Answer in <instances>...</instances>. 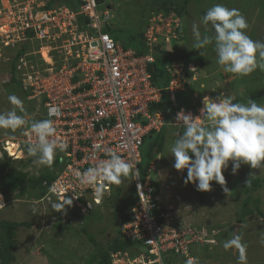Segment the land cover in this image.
Masks as SVG:
<instances>
[{"label": "built area", "instance_id": "2783aa9c", "mask_svg": "<svg viewBox=\"0 0 264 264\" xmlns=\"http://www.w3.org/2000/svg\"><path fill=\"white\" fill-rule=\"evenodd\" d=\"M50 1L6 0L4 3L0 0V43L14 46L28 40L31 35L27 32L31 31V41L40 40L47 56H58L62 61L61 65L52 64L42 71L29 66L26 59H21L18 66L23 81L33 88L34 96L47 98L44 118L54 121L53 139L67 145L60 156L63 168L57 173L50 192L60 202L66 195L71 197V207L82 214L100 205L110 195L112 183L98 182L104 187L97 194L96 185L81 183L77 174L108 159L107 153L114 151L139 170L138 175L131 173L138 198L125 211L129 220L124 223L123 231L132 240L142 241L147 252L135 259L127 253L115 254L113 263L174 264L175 260L193 257L190 248L198 242V236L190 228L170 224L169 214L157 212L160 207L154 199L151 179L148 176L143 183L140 175L144 139L165 125L164 115L151 113L149 109L150 103L159 101L163 93L152 83V75L147 70L148 64L155 61L153 54L138 55L134 49H125L104 31L112 16L109 10L103 16L98 13L100 0H77V8L58 0L47 8ZM162 15L154 21L162 23ZM176 20L175 25L169 23L167 35L150 26L145 37L152 48L159 35L165 36L166 41L177 38L179 21ZM167 68L174 76L166 89L174 96L185 89V66L175 60ZM75 77L79 79L74 81ZM52 107L61 109L59 117L49 116ZM35 140L29 127L18 139L20 144L14 153L9 149V141L4 150L8 156L18 158Z\"/></svg>", "mask_w": 264, "mask_h": 264}, {"label": "rangeland", "instance_id": "374dc122", "mask_svg": "<svg viewBox=\"0 0 264 264\" xmlns=\"http://www.w3.org/2000/svg\"><path fill=\"white\" fill-rule=\"evenodd\" d=\"M2 1L6 3V0ZM170 1L180 3L181 6L188 8L184 22L177 16H165V11H162L164 15L160 16L163 18V24H160L161 27L158 28L161 34L165 33L167 35L169 23L174 22L175 25L176 19L180 24L183 23V27H189L186 31L187 34L189 32L188 39L179 40L177 43L176 49L178 52H185L187 48L193 45V22L200 25L202 36L212 37L214 35V28L211 24L205 26L201 23V12L207 11L215 4H223L228 8L238 9L247 18L249 24L246 34L254 41H264V0H194V2L192 0H105V3L98 7V13L103 16L104 12L109 10L112 18H115L112 28L119 40L131 44L134 36L144 29L147 20L152 15V9L159 7L163 2ZM0 6L2 7V5ZM109 6L111 9H108ZM159 37L162 38L159 42L166 44L167 49L170 51L176 52V50H173L174 42L171 44L166 43L165 36L159 35ZM3 39L6 42L5 36ZM4 46L7 45L3 43L2 46L0 44V112L11 110L14 107L9 102L8 97L15 95L22 101L21 107L23 108L22 112L20 108H17V113L23 115L29 125L33 118L40 119L44 114V108L39 102L42 98L29 100V94H25L23 87L21 88L10 81L8 69L11 61L10 57L7 56V52L3 49ZM190 50H192V47ZM46 52L43 51V54H46ZM191 54L192 63L190 61L187 63L184 60L183 64L186 68L188 67L189 71L198 67H202L205 71L203 76L200 75L198 70L192 73V75L196 74L197 76L199 74V80L205 77L202 79L203 82L205 81V84H203L205 95L201 94V91L204 90L197 88L200 83H195L194 85H197L195 87L190 81L188 82L190 83L189 87L185 86V89L183 88L185 95L180 94L179 97H188V99L183 98L188 106V108H185H190L194 117L199 116L200 112L194 111L192 107L203 106L202 102L206 96L215 100H218L221 95L224 97L230 96L234 98V103H245L248 99H251L264 105V94L260 97L264 85V70L257 68L256 71L262 75L260 77L262 82L255 81V86V83L251 81L248 83L242 81L245 77H250L249 75L254 76V72L241 76L223 71L222 67L216 62L217 55L214 50V42L204 49H199V55ZM201 56L205 57L203 61L200 59ZM46 60L50 61L51 59ZM259 88L262 90H259ZM175 101H177V96ZM175 116L172 118L173 125L170 124L165 128L166 142L164 150L158 157L160 163L158 165L154 164L157 170H154L152 174V177L160 182L158 186L160 202L167 206L174 203L175 211L172 213L170 222H173V225L176 226L193 227V229H190L198 236V242L191 246L190 251L196 260V264H238V261L234 262L238 257L237 250L235 248L225 250L223 247L226 240L237 234L241 237L242 243L246 245L247 264H264V243H262V238H264V215L257 211L255 204V201L258 202L257 205L264 213V186L252 195L246 194L243 190L246 179L252 174L264 178V166L253 169L250 165L241 164L238 172L233 174L232 162L230 161L228 168L223 172L226 187L230 192L226 193L224 186L213 181L211 182V190L206 191L202 199L195 184L192 182L185 183L187 169L178 171L173 167L175 157L171 155L169 146L174 143L179 134L182 135L183 131V126L176 124ZM23 127L15 131L0 129V142L8 137L20 135ZM149 148L148 141L145 143L143 150L148 151ZM20 158L28 159L29 156L22 153ZM46 168L44 165L37 166L33 163L25 170L37 177ZM130 186L131 184L128 187ZM26 191L20 189L8 195L7 198L1 196L5 199V203L4 200L0 203L3 204V207L0 208V219L31 224L30 227L17 229V247L14 250L15 260L11 264H87L90 254L95 250L88 234L104 241L102 234H99V228L100 225H107V220L110 217H105L107 219H103L101 223H97L96 218L104 212L106 214L107 209L103 207V204L95 206L85 214L78 210L75 214H70L67 211L58 212L53 209V204L57 203L54 198L39 199L37 191L31 188H27ZM249 197L251 201L247 207L252 211L239 224L236 221L242 214L243 204ZM105 216H108V214ZM237 224L239 226L236 229ZM108 233L109 230H107ZM179 260H175V262L184 264L185 260H180L182 262Z\"/></svg>", "mask_w": 264, "mask_h": 264}, {"label": "clouds", "instance_id": "9594fccd", "mask_svg": "<svg viewBox=\"0 0 264 264\" xmlns=\"http://www.w3.org/2000/svg\"><path fill=\"white\" fill-rule=\"evenodd\" d=\"M157 14L163 13L162 11H159ZM157 14L153 12L149 21L150 26L154 25L159 28L162 23L157 20L154 21V18L158 17L156 16ZM165 16H167V14H165ZM113 19L115 18H112L110 25L115 23L113 22ZM201 23L205 26L210 23L215 30V36H202L200 25L193 22L192 35L194 37V43L192 49H204L208 45H212L214 42V50L217 55L216 62L222 67L223 71L228 73L246 76L257 68L264 70V41H254L246 34L249 24L247 18L238 9L228 8L223 4H215L207 10L206 14L201 19ZM30 37H28V40L26 41L31 42V49L23 55L21 59H26L29 66L35 65L40 71L52 64H56V66L61 65L59 64L62 62L61 58L58 56H45V54H43V51L45 50L42 49L41 41L38 39L31 41L29 39ZM26 41H23L22 43ZM115 41L117 40L115 39ZM169 42L170 41H167V43ZM0 44L3 46V43ZM10 47L12 48L13 46H4L3 49L6 51V48ZM48 58L51 60L47 61L46 59ZM21 59L18 62V66L21 64ZM41 61L43 62L42 64H40ZM201 70L202 67L198 71L201 72ZM19 74V81L23 83V86L24 88L26 87L27 91L29 90L28 99L36 100L38 97L42 98L38 101L44 108V114L40 119H37V117L33 118L32 122L28 125L29 122L23 115H19L16 110L17 108H20V111H23V108L21 107L22 101L15 95H10L8 97L9 102L14 107L11 110L0 112V129H11L15 131L22 126L24 127L20 135L8 137L0 142V152L3 154L2 158L7 155V151L4 150L6 141H9L10 139H20L23 131L30 127V132L34 134L36 140L27 145L28 154L36 157L34 163L37 166H50L53 163L57 152L62 156V152L66 150L67 145L65 143H59L56 139H53L56 133L54 121L52 119L44 118V103L47 98L44 97V95L34 96L33 88L28 87L23 81L20 71ZM198 79L199 74L198 76L196 74L193 75V80ZM175 97L176 94L173 98L174 101ZM233 101L234 98L230 96L224 97L221 95L218 100L206 96L202 102L203 106L200 105L198 108V110H200L199 116L194 117L191 113L193 111L184 107L181 108V110L179 109V112H176V124L182 125L183 131L182 135L179 134L174 143L169 146L171 155L175 157L173 167L178 171L187 169L185 183L192 182L196 185L197 190L199 191H210L211 182L215 181L224 186V191L226 193L230 192L226 187V179L223 174L224 170L228 168L230 161L232 162L233 174L238 172L241 164L250 165L253 169L264 166V105L258 104L251 99H248L245 103H234ZM60 115L61 109L59 107H52L49 109L50 117H59ZM168 125L170 126V124ZM164 126H166V120ZM23 154L27 155L26 148L24 149ZM107 156L108 159L101 161L98 165L87 168L82 174H77L81 183L96 185L97 194H99L104 187L103 183L98 184V182L120 184L122 182V177L126 178L130 173L136 175L139 174L136 165L134 166L118 153L109 151ZM2 158H0V160H2ZM11 158L18 160L26 159L27 157ZM158 163H160L159 158L151 163L149 173L157 170L154 164L158 165ZM151 166L153 167L151 168ZM253 175L254 174H252L251 177ZM149 178L154 186V199L160 207L157 212H165L169 214V223L173 225L174 223L170 221L172 219V213L175 211L173 207L174 203H170L168 206L162 204L160 202L159 193H157L159 185L156 186L153 184V177L151 174ZM132 180L136 189L133 177ZM250 182L251 180L249 179L247 181L248 186H250ZM112 191L113 188L111 192ZM0 196L5 197L1 192ZM38 198L41 199V197ZM44 198H54L57 203L53 204V209L58 212L70 211V206L73 204V199L67 195L60 202L50 192V189L48 193L42 197V199ZM2 199L5 203V199ZM102 204L103 201L100 205ZM2 207L3 204H0V208ZM176 227L182 228L181 226ZM262 243H264V238H262ZM223 247L225 250L235 248L238 252V264H247L246 245L242 243L239 234L226 240ZM184 264H196V260L193 257H189L185 260Z\"/></svg>", "mask_w": 264, "mask_h": 264}, {"label": "trees", "instance_id": "16d2710c", "mask_svg": "<svg viewBox=\"0 0 264 264\" xmlns=\"http://www.w3.org/2000/svg\"><path fill=\"white\" fill-rule=\"evenodd\" d=\"M58 0H51L47 8H51L54 6ZM60 1V0H59ZM65 3H68L72 8H77L79 6V2L77 0H62ZM194 2V0H192ZM170 5H166V4ZM180 3H174V2H163L162 5H160L157 8L152 9V13L155 12L156 14L159 11H165L167 16L169 14L175 13L181 20L184 22V17L186 12H188V8L186 6H181ZM207 11H202L201 15L202 17L206 14ZM82 21V20H81ZM183 24V23H182ZM179 22V27L176 30L177 38H172L170 40V44L173 43L174 47L173 50H176V52L170 51L167 49L166 44L163 42H159L162 38L159 37L158 41L155 42V47H151L149 45L148 40L145 37V33L148 30L150 23L149 20H147V23L143 30H141L139 33H137L134 36L133 41L131 44L125 42H121L119 40V37L116 35L111 25H107L104 28L105 32H108L111 34V36L116 39L117 41H120L125 49L133 48L138 55H146L148 53H152L155 61L152 63H149L147 66L148 72L152 75V83L156 85L157 87L161 88L163 90L162 97L159 101L152 102L149 105V109L151 113L155 112H161L166 120V126H164L161 131L159 132H153L151 135H148L145 137L144 145L146 142L149 141L150 148L148 151H144L143 147L141 149L142 153V163L140 164V172H141V179L142 182H145L147 180V177L152 175V173H149V167L153 161H156L158 156L163 152L164 145L166 142V136H165V128L168 127V124H172L176 112L181 109L185 108L187 104L183 101V98L188 99L187 96L180 98L179 95L182 94V96L185 95L184 91L177 92V101H174L171 93L166 89L174 75H172L169 70L168 66H171L172 61L180 60V61H186L187 63L193 59L191 57V53L199 55V50L187 48V51L185 52H178L177 51V43L179 40H187L188 34L186 31L189 29V27H183V25ZM210 24V23H209ZM187 28V29H186ZM27 34L31 35L32 32L28 31ZM215 36V30L214 35ZM166 42V41H165ZM30 41H26L24 43L19 42L16 44L14 48H6L7 56L10 57V68L8 69V73L10 76V81L12 83L17 84L19 87H23V83L19 81V71H18V62L21 59L23 55H25L30 49ZM167 43V42H166ZM152 48V49H150ZM188 58V59H187ZM187 59V60H186ZM201 61L205 59L204 56H201ZM43 62L41 61L40 64ZM59 63V62H58ZM192 63V62H191ZM59 64H62L60 62ZM75 64V63H74ZM74 64L70 63L71 66ZM198 67L195 70H199ZM194 69L189 71L188 67L185 68L184 72V80L186 81L185 86L189 87L190 82L192 85L195 83H200V85L197 87V85H194L199 90L202 89L204 91H201V94L205 95V87L203 84H205V81L203 82L202 79L193 80L192 73L195 71ZM257 70V69H256ZM253 71L254 76L249 75L250 77H245L242 81L243 83L248 82H262L261 74H259L258 71ZM252 72V73H253ZM250 73V74H252ZM188 74V76H187ZM264 75V74H263ZM209 76V75H207ZM206 76V79H207ZM191 78V79H190ZM79 78L75 77L74 81H77ZM241 80V79H240ZM256 86V83L254 84ZM256 88V87H255ZM25 91V94L29 92V90H26V87L23 89ZM259 90H262L259 88ZM253 92V91H252ZM257 93V92H256ZM264 94V85L262 93L260 94V97ZM214 94L212 93V96ZM245 98V97H244ZM200 106V105H199ZM199 106H193L192 109L194 111H198ZM190 109V108H189ZM22 131V130H21ZM26 153L29 156L28 159H18L14 160L11 157H8L5 155L2 160H0V192L5 196V198L8 197L13 192H16L18 190L26 191L27 188H31L35 191H37L38 197H44L52 185L53 181L57 177V173L62 170V166H60V153L57 152V156L54 158L53 163L50 166L44 165L47 167L46 169H43V172L39 174L37 177L35 175L29 174L25 168L28 166H32L36 157L30 156L27 152L26 147ZM249 176L244 184V192L248 195H252L255 192H258L260 188L264 186V178L257 177V176ZM251 180L250 186L247 185V181ZM129 184H131L130 187ZM153 184L154 185H160V182L153 178ZM113 191L104 198L103 200V207L107 209L106 214L108 216H105L102 214L101 216H97V223H101L103 219H107L105 217H110L107 220V225L101 226L99 228V234H102L104 241L98 240L94 235L88 234L90 241L94 244L95 250L93 253L90 254L89 259L87 261V264H114L113 263V255L115 254H126L129 258L135 259L137 258L141 253L147 252L146 247L142 241L139 240H132L130 237H128L124 231H123V225L124 223L128 222L129 218L128 215L125 214V211L133 204V202L137 199V191L134 186V182L132 180V174L130 173L128 177L123 178L122 182L120 184H114L112 183ZM130 188V189H129ZM199 191V190H198ZM27 192V191H26ZM159 190L157 189V193ZM206 191H199L200 197L204 198V193ZM24 193V192H23ZM249 200V201H248ZM251 201L250 197L245 201L243 204V212L236 221L237 223H242L244 221V217L248 215L252 209H248V204ZM256 209L261 214L264 215L263 211L260 209V207L257 205L258 202L255 201ZM70 211L68 210L70 214H75L76 209H72L73 206H70ZM31 224L28 222H19V221H12V220H2L0 219V264H11L15 260L14 256V250L17 247L16 243V231L18 228L21 227H30ZM185 228H192L188 226H181ZM107 230H109V233L107 234ZM86 231V230H85ZM87 232V231H86ZM105 235V236H104ZM234 262H237L235 260ZM174 264H183V263H176L174 261Z\"/></svg>", "mask_w": 264, "mask_h": 264}, {"label": "bare ground", "instance_id": "6f19581e", "mask_svg": "<svg viewBox=\"0 0 264 264\" xmlns=\"http://www.w3.org/2000/svg\"><path fill=\"white\" fill-rule=\"evenodd\" d=\"M45 56H47V53L45 54ZM200 112V110H198ZM196 115V114H195ZM20 142L18 141V139H10L9 140V149L12 153H14L17 148L19 147ZM21 156V154H19V157ZM3 202V199L0 196V203Z\"/></svg>", "mask_w": 264, "mask_h": 264}, {"label": "water", "instance_id": "95a60500", "mask_svg": "<svg viewBox=\"0 0 264 264\" xmlns=\"http://www.w3.org/2000/svg\"><path fill=\"white\" fill-rule=\"evenodd\" d=\"M104 0H100V4H103ZM113 22H115V19H113ZM205 74V71L202 69L200 72V75L203 76ZM239 224L236 225V229L238 228ZM236 234H237V230H236Z\"/></svg>", "mask_w": 264, "mask_h": 264}]
</instances>
